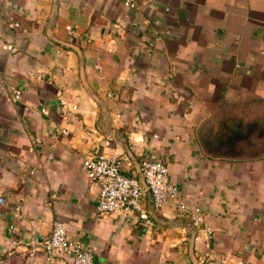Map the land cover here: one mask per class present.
I'll return each mask as SVG.
<instances>
[{"label":"crops","instance_id":"1","mask_svg":"<svg viewBox=\"0 0 264 264\" xmlns=\"http://www.w3.org/2000/svg\"><path fill=\"white\" fill-rule=\"evenodd\" d=\"M136 1L3 4L0 264H47L39 246L13 240L33 241L56 218L70 241L96 249L94 264H264V0ZM220 123L234 145L211 146ZM151 152L203 224L150 196L153 225L96 217L82 158L116 156L142 180Z\"/></svg>","mask_w":264,"mask_h":264},{"label":"built area","instance_id":"2","mask_svg":"<svg viewBox=\"0 0 264 264\" xmlns=\"http://www.w3.org/2000/svg\"><path fill=\"white\" fill-rule=\"evenodd\" d=\"M13 0H0V12L3 4ZM130 10L138 6L136 0H118ZM10 30H19L21 24L10 18L8 20ZM8 51H14V44L7 45ZM11 98L21 100L23 93L20 89L13 87ZM45 112V109H42ZM67 135L66 130H62ZM36 143H40L39 140ZM108 145L109 142H106ZM121 159L116 156H91L82 158V170L88 179L99 189L98 204L95 208V215L102 218L106 215L115 214L127 219L138 216L145 224L153 225L151 219L144 209V200L150 196L153 206L160 211L168 202L172 204L178 217H190L194 223H204V216L200 209L192 211L182 200L179 187L172 182L168 167L160 159L159 155L151 152L143 158L139 172L142 180L125 176L121 172ZM3 203V199H0ZM14 226L8 231L13 233ZM212 238V231L208 229V239ZM16 246H39L45 253L47 264H54L59 255L71 259L73 264H94L96 249L82 242H72L68 238L65 224L60 219H53L47 233H37L36 238L29 243L22 239H14ZM34 251H29L34 256Z\"/></svg>","mask_w":264,"mask_h":264},{"label":"rangeland","instance_id":"3","mask_svg":"<svg viewBox=\"0 0 264 264\" xmlns=\"http://www.w3.org/2000/svg\"><path fill=\"white\" fill-rule=\"evenodd\" d=\"M236 113H238V111ZM250 115L251 116L252 115L255 116L256 115V111L255 110L252 111V113ZM250 115L248 114L247 116L250 117ZM217 126H219L218 127V131L220 133V136L216 140H213V141L210 142V143H212L211 146L213 148H217L218 146H221L223 144H227L228 145V144H230V142H232V145H234L236 143V141H238L239 136H237L236 134H234V133L231 134V133H228L227 131L225 133V131H224L225 130V125L223 123H220V125H217ZM248 128H249L248 130H251V131H255L256 130L255 126L248 127ZM225 137L227 138L225 141L224 140H219L220 138H225Z\"/></svg>","mask_w":264,"mask_h":264}]
</instances>
